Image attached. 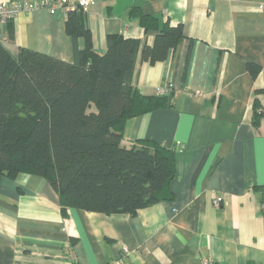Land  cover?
I'll return each mask as SVG.
<instances>
[{
    "label": "crops",
    "instance_id": "0c3cea01",
    "mask_svg": "<svg viewBox=\"0 0 264 264\" xmlns=\"http://www.w3.org/2000/svg\"><path fill=\"white\" fill-rule=\"evenodd\" d=\"M4 1L36 4L20 9L14 40L2 27L13 55L24 46L74 62L75 45L85 47L66 30V8ZM132 9L161 27L183 25L166 59H142L160 30H146ZM85 14L100 54L110 34L141 40L133 82L143 94L172 84L170 105L128 119L123 143L175 149L173 198L135 215H64L47 178L0 176V264H264V115L257 125L253 114L256 98L264 107V0H93Z\"/></svg>",
    "mask_w": 264,
    "mask_h": 264
},
{
    "label": "trees",
    "instance_id": "16d2710c",
    "mask_svg": "<svg viewBox=\"0 0 264 264\" xmlns=\"http://www.w3.org/2000/svg\"><path fill=\"white\" fill-rule=\"evenodd\" d=\"M146 30L159 29L142 59L167 58L185 36L173 26L138 9ZM15 20L7 25L15 39ZM66 30L75 45L74 62L20 47L17 56L0 40V176L26 172L47 178L59 194L64 215L70 208L135 215L141 208L173 198L176 151L154 140L123 143L126 121L170 105V95H145L134 84L141 40L108 36L104 54L95 51L85 12L67 9ZM260 66H251L256 76ZM254 123L264 107L256 98ZM262 186H255L261 189Z\"/></svg>",
    "mask_w": 264,
    "mask_h": 264
},
{
    "label": "built area",
    "instance_id": "2783aa9c",
    "mask_svg": "<svg viewBox=\"0 0 264 264\" xmlns=\"http://www.w3.org/2000/svg\"><path fill=\"white\" fill-rule=\"evenodd\" d=\"M93 0H40L38 4L46 6L49 8L51 12H55L56 8L63 7L66 9L78 7L82 9L84 12H87ZM36 4L25 3L24 6L12 4L7 1L0 2V40L2 37V27H5L7 23L15 19L21 8L30 9L35 7ZM173 91L172 84H165L158 88V94L160 95H170ZM215 205L220 206V199L216 198ZM125 251L126 248H124ZM209 262V259H206V263ZM112 264H125L123 260H117Z\"/></svg>",
    "mask_w": 264,
    "mask_h": 264
}]
</instances>
